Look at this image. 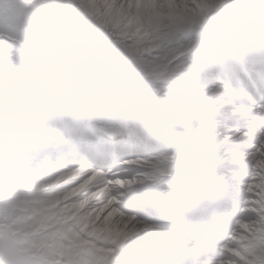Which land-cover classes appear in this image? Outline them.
Returning a JSON list of instances; mask_svg holds the SVG:
<instances>
[{
    "label": "snow or ice",
    "instance_id": "1",
    "mask_svg": "<svg viewBox=\"0 0 264 264\" xmlns=\"http://www.w3.org/2000/svg\"><path fill=\"white\" fill-rule=\"evenodd\" d=\"M0 264H264V0H0Z\"/></svg>",
    "mask_w": 264,
    "mask_h": 264
}]
</instances>
